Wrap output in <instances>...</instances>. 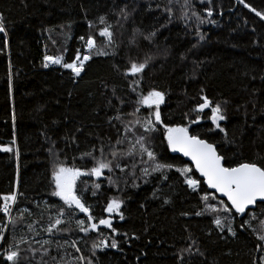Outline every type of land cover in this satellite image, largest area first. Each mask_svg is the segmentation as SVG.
Returning <instances> with one entry per match:
<instances>
[{
    "label": "trees",
    "instance_id": "16d2710c",
    "mask_svg": "<svg viewBox=\"0 0 264 264\" xmlns=\"http://www.w3.org/2000/svg\"><path fill=\"white\" fill-rule=\"evenodd\" d=\"M183 4L184 0H174L172 5L168 0H0L6 29L0 33V145L12 146L13 135L16 139L12 152L0 151V193L17 188L23 193L18 206L31 209L32 219L43 213L40 223L46 225L49 212L55 210H49L48 205H62L59 198L49 195L53 154L68 166L90 169L93 161L81 158L82 154L117 138L114 125L119 122L110 121V117L119 109L125 114V122L134 121L135 117L127 114L137 106V96L152 89L164 93L160 106L164 124L188 126L190 134L216 147L225 157L226 166L240 162L264 166V20L245 7L248 4L264 12V0H244L243 4L240 0H189L186 15ZM166 6L173 9L171 18L164 11ZM209 7L213 10L211 17L205 11ZM192 10L205 22L193 17ZM100 17H104V24ZM108 25L113 32L111 45L98 35ZM88 35L108 55H93L75 77L63 70L62 64L71 62L77 50H83ZM45 55L62 57L61 65L44 67ZM146 57L151 60L142 74L124 75L130 58L142 61ZM133 80H139V84H133ZM202 97H207L210 106L201 112L197 106L203 102ZM217 103L226 117L218 121L224 132L210 118L211 107ZM149 111L140 106L137 115L144 118ZM163 133L160 126L152 134L150 147L159 162L174 166L163 170L167 180L159 172L143 176L139 169L146 165L138 164L124 173L116 171L113 179L119 177L118 187L105 178L107 170L100 178L85 175L77 181L97 218L108 216L103 210L109 199L123 201L124 219L115 214L111 217L116 233L103 227V236L99 232L79 233L74 218L61 225L72 230L68 233L54 237L28 234L29 239H53L63 244L64 239L79 237L80 253L67 247L58 255L52 245V255L57 260L63 256L69 264H80L73 259L79 255L92 260V264H177L176 254L192 240L196 244L192 255L185 254V264H253L254 257L264 255V248L255 250L259 243L256 236L264 234V205L248 209L247 216L235 217V236L227 229L221 232L212 220L217 215L223 220L227 214L204 209L200 197L205 190L211 191L194 166L168 149ZM185 165L193 169L194 178L201 179L196 191L188 188L175 171ZM93 182L101 185L95 189V196ZM210 203L219 208L217 200ZM202 209L204 214L196 216ZM77 217L84 218L83 214ZM242 219L249 220L244 229L240 228ZM22 234L19 228L8 232L10 238L18 239ZM103 238L109 244L115 239L118 247L92 249V242ZM31 246L39 247L34 242ZM20 247L23 250L28 245ZM196 248L204 255L195 254ZM49 264L53 262L49 260Z\"/></svg>",
    "mask_w": 264,
    "mask_h": 264
},
{
    "label": "snow or ice",
    "instance_id": "6c2138e0",
    "mask_svg": "<svg viewBox=\"0 0 264 264\" xmlns=\"http://www.w3.org/2000/svg\"><path fill=\"white\" fill-rule=\"evenodd\" d=\"M203 2V0H201ZM211 0H209V3ZM174 0H168V4L172 5ZM240 3H244V0H240ZM159 7V5H157ZM184 10V14H187L189 8V0H184V4L181 5ZM245 7L250 8L256 16L264 20V12L257 11L255 8H251L250 5L245 4ZM164 11L169 14L171 18L173 9L171 6H166ZM207 16L211 17L213 10L211 7L205 9ZM124 12V8H121V13ZM192 16L200 23L205 21L200 18L195 10H192ZM125 18H127L125 16ZM100 23L104 24V17H100ZM215 23V21H208ZM111 26H105L99 30L98 35L100 37L107 38V44H113V32L110 30ZM5 25L3 23V16L0 15V33H5ZM154 35V33L150 34ZM149 37H145L148 39ZM203 39V36L200 37ZM84 41L85 37H79ZM8 41L5 37L4 47L7 48ZM86 52L81 56L80 50H77L75 58L68 63H63L62 67L70 69L75 76H80L84 70L86 61L92 59L93 55L107 56L108 52L98 49L96 47V39L92 35H88L85 42ZM44 67L49 66V62L55 65H61L62 57L44 56ZM151 57H146L142 61L129 59L128 67L125 69L124 75L137 77L144 72L148 66ZM11 68V65H9ZM133 84L138 85L139 80H133ZM9 90H11V74L9 73ZM133 91H136L133 88ZM164 100V93L161 91L152 89L147 94L140 93L137 96L135 104L137 105L131 113L135 117V120L125 122L123 116L125 115L119 109L114 117H110L111 120H115L118 125H114L117 129V138L113 142L109 139L107 144L101 142L99 146L94 145L93 151L82 154L81 158L88 157L93 161V166L90 169L84 170L76 166H68L64 162L59 160V157L54 155L53 167L51 171V183L53 185L49 195L51 197L59 198L62 205L57 208L56 205L49 204L48 209H55L49 212L48 223L42 225L40 220L43 219V213L40 214L38 219H32L33 212L31 209L18 206V197L23 193L18 192L17 188H13L11 192L0 193V264H49V260L53 264H69V261H65L63 256L57 260L56 256L52 255V245L55 244L57 254L59 255L60 249H66L71 247L76 253H80L81 249L78 247V239H64L63 244L58 240L43 239V240H30L28 234L32 237L39 236L41 233H47L49 237H54L57 233H68L72 231L69 228L61 227L71 223L75 218L76 228L79 233L90 234L92 232H99L103 236V228L110 229L112 233H116V229L113 227L112 215L119 216L121 220L124 216L121 212L123 201L117 198H112L107 201V205L104 208V212L108 213L107 217L97 218L92 214L91 207L87 204L84 198L83 192L78 188L77 181L85 175L91 177L100 178L104 176L105 170L109 173L105 178L110 185L118 187V179L114 180L113 176L118 170L120 173H124L126 169H135L138 164L146 165L140 167V171L143 176L147 177L151 173H161L163 176V170H171L174 166L168 163H161L157 159L155 151L150 147L151 141L154 139L153 133L159 131V127L164 128V139L167 142V147L172 152L182 153L183 156L190 158L194 165L195 172L199 173L202 178L203 184L207 185V189L213 190L211 192L205 190L200 199L204 203V209L210 212L216 213L222 211L227 214L222 220L220 216H215L212 223L221 232L227 229V232L235 236L236 231L232 227L233 221L237 215L241 217L248 215V209L250 206L264 205V166L258 165L255 162H240L234 166H226L224 163L225 157L218 154L216 147L209 143L205 139H201L198 135L190 134L188 126L181 125H168L164 124L161 118L160 104ZM203 102L197 106L198 111H203L210 106V101L207 97H202ZM124 103L123 100L120 101ZM140 106L150 109L148 115L141 118L137 115L140 112ZM211 121L221 132H224V128L220 126L218 121L226 119L222 114V109L219 103L214 107H211ZM15 116L13 115V120ZM199 120V117H197ZM196 121H193L195 123ZM139 130V131H137ZM11 145H0V151L12 152L13 146L16 145L15 135H13ZM51 152V150H50ZM95 153H99L96 155ZM17 158L19 157V149L15 152ZM147 157L145 160L144 157ZM139 157V159H136ZM131 160L129 165L127 162ZM151 168V172H149ZM175 171L183 177V183L188 188L196 191L201 186V179L194 178L193 169L187 165L176 168ZM134 175V172H130ZM163 179L167 180V176H163ZM18 183V182H17ZM86 183V182H84ZM101 187L100 183L93 182L92 195H96L95 189ZM215 194H219L220 197L226 198L218 199ZM155 195V192L153 193ZM212 200H217V204L210 203ZM164 203H168L167 200ZM37 207L39 205L37 204ZM234 210V211H233ZM16 212L18 215H13ZM77 214H83L84 218H78ZM204 214V210L195 213L196 216ZM182 215H188V213H182ZM229 215L231 219H229ZM264 223V221H261ZM249 224V220L242 219L240 228L244 229ZM19 228L22 234L18 239L13 236L9 237L8 232H15ZM126 235V234H125ZM11 239L12 242H9ZM190 239V238H189ZM259 241L255 245V250L260 251L264 248V234L256 236ZM34 242L39 247H32L31 243ZM28 245L27 248L21 249L20 245ZM196 244L195 240H192L187 247L181 248L177 255V264H185V254L192 255L193 247ZM7 245V247H5ZM103 247H111L116 249L118 243L115 239L111 240L109 244L107 238L99 239V241L92 242V249H98ZM22 251L24 255H22ZM195 254L203 256L204 253L195 249ZM71 256V253H67ZM93 255L95 252L93 251ZM39 256V259L36 257ZM47 258V259H46ZM75 261H79L80 264H92V260L86 258L83 255H79L73 258ZM264 264V255L253 258V264Z\"/></svg>",
    "mask_w": 264,
    "mask_h": 264
},
{
    "label": "water",
    "instance_id": "95a60500",
    "mask_svg": "<svg viewBox=\"0 0 264 264\" xmlns=\"http://www.w3.org/2000/svg\"><path fill=\"white\" fill-rule=\"evenodd\" d=\"M164 104V100H163V102L160 104V106H162ZM179 153V152H178ZM181 156H183V154L182 153H179ZM184 157V159L186 160V161H188L192 166H194L193 164H192V162H191V160H190V158H188V157H185V156H183ZM201 178V177H200ZM202 179V178H201ZM206 187H207V185H206ZM210 190V189H209ZM210 191H213V190H210ZM217 196H219V194H216ZM220 197V196H219ZM220 198H222V199H224V200H226V198H224V197H220ZM254 206H250L249 207V209L250 208H253Z\"/></svg>",
    "mask_w": 264,
    "mask_h": 264
},
{
    "label": "built area",
    "instance_id": "2783aa9c",
    "mask_svg": "<svg viewBox=\"0 0 264 264\" xmlns=\"http://www.w3.org/2000/svg\"><path fill=\"white\" fill-rule=\"evenodd\" d=\"M87 50H86V48H85V45H84V47H83V50L82 51H80L81 52V56H83V54H85V52H86ZM76 56V55H75ZM75 56H74V58H75ZM73 58V59H74ZM43 61H44V59H43ZM44 63H45V61H44ZM55 66V64H52V63H50L49 62V66L48 67H54ZM63 70H66V71H69V72H71V70L70 69H65V68H63ZM72 73V72H71ZM73 74V73H72ZM74 75V74H73ZM75 76V75H74ZM76 77V76H75Z\"/></svg>",
    "mask_w": 264,
    "mask_h": 264
},
{
    "label": "bare ground",
    "instance_id": "6f19581e",
    "mask_svg": "<svg viewBox=\"0 0 264 264\" xmlns=\"http://www.w3.org/2000/svg\"><path fill=\"white\" fill-rule=\"evenodd\" d=\"M87 62H88V61L85 62V65H86ZM85 65H84V67H85ZM81 73H82V72H81Z\"/></svg>",
    "mask_w": 264,
    "mask_h": 264
}]
</instances>
